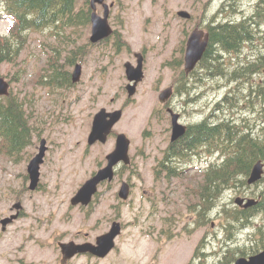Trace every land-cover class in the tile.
Returning a JSON list of instances; mask_svg holds the SVG:
<instances>
[{"label": "rangeland", "instance_id": "rangeland-1", "mask_svg": "<svg viewBox=\"0 0 264 264\" xmlns=\"http://www.w3.org/2000/svg\"><path fill=\"white\" fill-rule=\"evenodd\" d=\"M77 1L82 7L86 0ZM235 1L238 6L232 17L242 19L254 12L255 0ZM107 2L116 3L110 23L122 39L118 45L115 37L92 45L91 24L64 30L50 27L29 31L17 62L1 66L0 77L24 103L33 135L31 144L18 156L0 152V264H221L228 251L258 245L264 213L232 236L226 216L237 208V197L257 198L264 191V178L249 186L243 185L239 176L214 202L202 205L201 195L194 191L206 182L205 162H200L199 156L190 159L182 177L169 180L157 176L165 177L157 174V157L158 149L166 146L170 128L159 95L174 84L178 73L173 69L183 61L189 35L197 28L207 32L208 25L230 15V9L217 15L228 0ZM179 11H188L193 19L179 18ZM98 13L103 14L101 6ZM9 27L10 21L0 18V36L7 35ZM263 52L264 40L258 39L240 54H224L221 61L234 71ZM136 53L144 54L145 78L137 94L128 100L125 64L136 65ZM52 59L67 78L81 64V81L67 88L47 84V77L42 81ZM195 78L189 93L182 91L172 99L184 124L204 119L216 124L219 118L233 116L237 123H243L246 118L251 128L257 125L253 132L245 128L247 133L264 139L263 101L247 103L244 99L242 109H236L235 114L215 110L230 91H247L251 83L263 85V73L253 74L248 82H235L223 75L212 78L201 70ZM103 108L124 109L114 133H125L131 139L132 165L120 167L114 182L102 184L89 207H73L71 199L100 165H105L106 155L115 148V136L106 144L90 147L87 143L94 116ZM42 139L47 141L48 151L41 166L40 188L30 191L28 165ZM215 157L220 164L223 156ZM122 181L133 186L127 201L118 197ZM207 206L211 209L205 212ZM199 214L206 216L205 221ZM15 215L18 218L3 230L2 221ZM114 221L122 224V232L108 257L80 255L63 260L60 242L95 243Z\"/></svg>", "mask_w": 264, "mask_h": 264}, {"label": "trees", "instance_id": "trees-1", "mask_svg": "<svg viewBox=\"0 0 264 264\" xmlns=\"http://www.w3.org/2000/svg\"><path fill=\"white\" fill-rule=\"evenodd\" d=\"M227 5L231 6L230 3H226ZM0 9L3 12L2 14L0 12V18L10 21L8 34L0 36V69L4 64L13 66L17 62L29 31L45 30L50 27L64 30L67 27H84L91 24L89 0H86L82 7H78L77 0H0ZM207 31L210 35L208 51L194 72L187 74L185 70H181L178 73L176 78L178 93L182 91L189 93L193 86L191 79H196L199 70L209 77L223 75L226 79L235 82H248L253 74H264V52L247 65L235 68L234 71L226 68L221 61L224 54H240L245 47L255 45L258 39L264 40V0H257L254 12L248 17L240 21L232 19V16L224 17L217 24L208 25ZM118 39L121 40L120 37ZM48 65L50 69L45 68L47 73H42V81L47 77L49 79L44 81L47 84L57 83L63 88L73 86L71 75H68V78L62 76L61 74L65 72L59 71L55 60L52 59ZM245 90L246 88H237L230 91L217 103L215 110L235 114L236 109H242L240 102L244 99L247 103H255L256 100L264 102V84L251 83L249 89ZM261 113L264 123V108ZM219 119L214 125L206 120L200 124L190 125L187 149L181 145L178 152L175 149L172 153L174 158L183 157L184 151L189 152V156L192 157L205 145L211 151H220L223 156L220 167L217 170L211 169L210 174L208 173L203 190L194 189L201 195L203 202L210 201L209 203L214 202L224 190L230 188L231 183L234 184L239 176L243 177L241 183L246 184L253 164L258 160L264 161V139L251 136L245 129L249 128L248 130L253 132L257 125L251 128L246 118L243 119V123H237L234 116ZM32 135V127L22 100L12 93L9 97H0V152L12 157L18 156L31 144ZM262 137H264V126ZM164 172L167 176H178L175 167H170ZM216 172L217 177H215ZM261 195L264 197V191ZM209 203L204 202L203 205ZM263 207L264 202L252 209L237 208L228 212L226 218L229 234L232 236L236 230L240 231L251 224L253 218L261 212L257 210ZM209 209L210 206H207L205 212ZM199 216L205 221L206 216L201 214ZM259 231L261 240L258 245L249 249L228 251L221 264H232L239 255H254L264 250V228Z\"/></svg>", "mask_w": 264, "mask_h": 264}, {"label": "water", "instance_id": "water-1", "mask_svg": "<svg viewBox=\"0 0 264 264\" xmlns=\"http://www.w3.org/2000/svg\"><path fill=\"white\" fill-rule=\"evenodd\" d=\"M106 0H91V8L93 13L91 15L92 23V36L91 42L97 44L104 39L109 38L113 34V30L109 23L110 18V6L105 2ZM102 5L104 7V14L100 16L97 13V6ZM113 6V4L111 5ZM178 15L184 19H191V15L186 11H180ZM209 45V39L204 35L203 31H194L190 36L187 43L186 50V70L192 72L197 64L202 60L204 54ZM138 58V66L134 67L131 63H126V74L130 82H135L134 85L129 84L127 90L130 97L135 95L137 85L143 80V62L144 57L142 54L136 55ZM82 76V66L77 65L72 75V81L74 84L78 83ZM10 85L2 77H0V96L9 95ZM172 95V89H167L160 95L162 102L166 101ZM122 111H116L114 113H107L105 109H102L96 114L93 122L92 131L89 135L88 144L93 146L97 142L106 143L109 135L112 133V129L116 123L122 118ZM187 132V127L179 123V115L173 114V137L172 141L175 142L183 137ZM130 140L126 135L121 134L117 137L116 146L113 152L107 155V166L100 169L91 179H89L77 192V194L71 200L73 206H89L93 200L94 195L97 194L99 185L103 182H112L115 178V167L120 163L129 165L131 160L129 156ZM48 150L47 141L42 140L38 155L30 162L28 166L29 178L31 181L30 190L35 191L40 183L41 178V165L44 163V158ZM262 162H258L251 173L248 183L254 184L262 179L264 170ZM130 195V185L123 183L119 197L123 200H127ZM236 203L239 206L250 208L255 206L257 202L255 200H248L246 204L245 199L238 198ZM17 216L8 218L2 221L4 229L6 226L13 222ZM122 226L119 222H114L110 232L97 238L96 244L84 243L76 244L75 242L60 243L62 253L65 259H72L78 254H91L98 258H106L112 250L115 248L116 238L121 234ZM235 264H264V252H261L250 258H240Z\"/></svg>", "mask_w": 264, "mask_h": 264}, {"label": "flooded vegetation", "instance_id": "flooded-vegetation-1", "mask_svg": "<svg viewBox=\"0 0 264 264\" xmlns=\"http://www.w3.org/2000/svg\"><path fill=\"white\" fill-rule=\"evenodd\" d=\"M168 104H169V107L161 105L166 111L165 115L166 116L168 115V117H169L170 114L168 113V109H171L172 111H174L175 113H178L180 115L181 122H183L181 111H179L177 108H175V106L173 104H172V106H173V108H172L171 107V102H169ZM169 119L171 121V118H169ZM171 137H172V128H169L168 132L166 134V146H165V148L158 149V151H159V156L157 157V165L158 166L161 165L162 167H173V165H175V164H177L179 166L180 165L184 166L186 164L184 159L182 157H180V156H177L176 158H173L172 157V153L174 152V149L180 150L179 149L180 144L181 145L183 144L184 148L186 147V149H187V147L189 145L188 144L189 143L188 140L186 138H184L181 142H179L180 139L175 141V142H172L171 141ZM204 147H202L200 149L201 154H200L199 158H200V162H202V161L205 162L204 168L206 170L209 167L211 168L213 166V164H216L218 161H216V157H215L216 154L214 155V154L208 153L206 151V148L204 149ZM183 156L187 157L188 156V152L185 153V151H184ZM217 176L218 175H217V172H216L215 177H217ZM245 198H247V197H245ZM258 199H262L263 202H264V197L262 195H260V194L258 195Z\"/></svg>", "mask_w": 264, "mask_h": 264}, {"label": "bare ground", "instance_id": "bare-ground-1", "mask_svg": "<svg viewBox=\"0 0 264 264\" xmlns=\"http://www.w3.org/2000/svg\"><path fill=\"white\" fill-rule=\"evenodd\" d=\"M258 104V103H257Z\"/></svg>", "mask_w": 264, "mask_h": 264}]
</instances>
